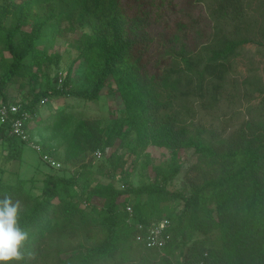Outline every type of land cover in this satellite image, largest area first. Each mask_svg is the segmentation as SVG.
I'll return each instance as SVG.
<instances>
[{
  "label": "trees",
  "instance_id": "1",
  "mask_svg": "<svg viewBox=\"0 0 264 264\" xmlns=\"http://www.w3.org/2000/svg\"><path fill=\"white\" fill-rule=\"evenodd\" d=\"M175 3L0 0L1 101H9L8 85H27L20 106L31 114L28 121L37 117L32 127L37 138L28 133L39 144L41 157L44 153L64 163L86 159L72 173H45L36 195L26 188V179H0V200L9 196L20 202L18 223L28 234L21 249L24 259L6 264H264V120L246 119L228 134H215L190 118L186 101L207 92L216 103L231 58L253 40L206 34L195 28L193 19L164 21L171 49L164 53H170L174 64L160 69L159 58L152 59L153 28L164 13L154 14L165 8L175 12ZM240 5L241 0H213L211 15L229 16ZM63 23L70 31L81 30L71 41L77 54L51 78L48 67L58 65L60 55L39 43L47 33L51 39L60 34ZM260 34L264 41V22ZM211 38L212 46L203 47L202 54L200 47ZM103 92L116 94L122 103L121 115L110 126L63 107L39 119L43 98L91 101ZM9 127L0 123V143L6 142L1 150L7 160H16L28 142L9 134ZM114 145H128L129 153L143 154L146 164L149 146L170 150V159L151 166L152 181L138 186L129 182L127 171L115 176L120 186L93 181V153ZM186 148L197 156L184 173L189 192L183 193L169 185L181 171L179 152ZM114 155H108L115 159L112 164L123 166L121 156ZM162 219L169 221L164 246L149 248L136 239L152 221ZM134 249L137 259L131 257Z\"/></svg>",
  "mask_w": 264,
  "mask_h": 264
},
{
  "label": "rangeland",
  "instance_id": "2",
  "mask_svg": "<svg viewBox=\"0 0 264 264\" xmlns=\"http://www.w3.org/2000/svg\"><path fill=\"white\" fill-rule=\"evenodd\" d=\"M176 2L175 12L165 8L154 14V17L158 18L157 14L164 13V17L158 18L153 28L152 59L155 61L159 58L160 69L174 64L172 57L169 56L170 53H164L165 50H171L167 44L169 34L165 24H172L176 18L193 19L195 28L202 29L206 34L211 32L214 36L224 34L234 38L244 37L253 40L251 43L242 45L238 49V54L231 58L229 70L224 76L216 103H212L207 92L204 96L197 95L186 100L187 105L191 108L190 118L206 128L207 132L213 131L215 134L224 135L237 128L246 119L264 120V103H260L264 98V41L260 34V27L264 22V0H241L239 9L231 14L229 12V16H218L217 14L212 16L213 0H202L193 4H188L186 0H176ZM164 21H166L165 24ZM80 32V29L70 31L67 23H63L60 34H56L51 39V34L47 33L45 39L40 41L39 46L43 49L60 55L59 64H51L48 67L51 78L57 69H66L70 60L75 58L77 51L71 45V41ZM258 40L260 43L257 42ZM212 44L213 39L211 38L206 46L205 44L202 45L200 47L202 54L206 52L203 47H209ZM27 88V85L22 89L17 84L8 85L6 87L7 99L9 101L24 99ZM259 89L263 94L260 93ZM62 107L71 109L78 116L98 118L101 124L107 127L112 124L113 117L121 115L122 103L116 94L106 92H103L99 99L91 101L71 96L53 97L45 104L39 105L38 116L40 121L46 120L49 114L51 116L56 115L62 110ZM36 118L27 122L29 123L28 131L35 136L34 138H37L36 129L32 127L37 122ZM5 144L6 142L0 143V179L6 182H14L18 177L26 179V188L34 195L38 194L42 186L41 179L45 173L56 171L62 174L57 169L68 170L69 173H72L80 168L81 162L86 161L84 158L83 161L64 163L57 159L59 166L56 168L54 165L45 162L41 153L29 144L23 145L19 159L7 160L1 150ZM128 147V145L123 147L114 145L106 148L104 152L101 151L100 157L92 155L91 179L103 182L114 181L120 186L122 181L116 179L115 176L127 171L129 172V182L133 186H138L152 181L151 166L166 164L170 159V150L149 146L147 151L150 153V163L146 164L143 154L134 156L129 153ZM112 151L115 155L121 156L124 161L123 166L116 168L112 164L115 159L110 160L108 158ZM58 152H62L61 147H58ZM115 155L114 158H116ZM179 156L183 163L182 168L169 188L188 193L189 186L184 179V173L196 160L197 155L192 148H186L180 150ZM167 204L174 207L176 203L169 201ZM136 250L131 253V257L135 259L138 257ZM3 264L6 263L3 262Z\"/></svg>",
  "mask_w": 264,
  "mask_h": 264
},
{
  "label": "built area",
  "instance_id": "3",
  "mask_svg": "<svg viewBox=\"0 0 264 264\" xmlns=\"http://www.w3.org/2000/svg\"><path fill=\"white\" fill-rule=\"evenodd\" d=\"M58 81L61 82L59 76ZM42 103L47 102V98H43ZM31 118L29 111L21 108L20 100L3 102L0 100V123H7L10 125L9 134L20 138L23 141H27L28 144L35 150L41 153L40 146L35 141L31 140L28 133L27 121ZM102 154L101 150H96L93 155L100 157ZM42 159L49 162L51 165L59 166L58 162L52 159L49 155L42 153ZM126 211L129 215L132 214V208L126 205ZM130 223H134L138 228H142V225L138 221L128 220ZM169 225L167 219L159 221H152L146 228L145 233L137 234L136 239L142 242L146 247L149 248H161L164 246L166 239L169 234L166 233V228ZM180 264H205L203 261L186 262L181 261Z\"/></svg>",
  "mask_w": 264,
  "mask_h": 264
},
{
  "label": "clouds",
  "instance_id": "4",
  "mask_svg": "<svg viewBox=\"0 0 264 264\" xmlns=\"http://www.w3.org/2000/svg\"><path fill=\"white\" fill-rule=\"evenodd\" d=\"M19 209L20 202L9 196L0 200V264L24 259L21 249L28 234L19 226Z\"/></svg>",
  "mask_w": 264,
  "mask_h": 264
}]
</instances>
